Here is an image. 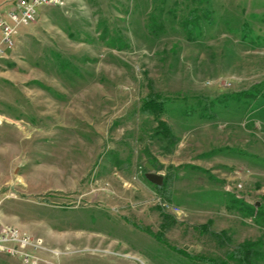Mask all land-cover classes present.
<instances>
[{
  "label": "rangeland",
  "instance_id": "374dc122",
  "mask_svg": "<svg viewBox=\"0 0 264 264\" xmlns=\"http://www.w3.org/2000/svg\"><path fill=\"white\" fill-rule=\"evenodd\" d=\"M12 2L0 0L1 16ZM194 5L215 14L191 38L177 20L148 29L157 7ZM263 82L264 0L39 9L0 56V223L56 250L39 254L51 264H213L247 241L257 243L250 264H264V99L235 98ZM150 83L169 99L172 154L140 111ZM209 101L213 117L200 118ZM153 157L157 174L173 175L171 201L146 178ZM160 208L177 219L166 232Z\"/></svg>",
  "mask_w": 264,
  "mask_h": 264
},
{
  "label": "trees",
  "instance_id": "16d2710c",
  "mask_svg": "<svg viewBox=\"0 0 264 264\" xmlns=\"http://www.w3.org/2000/svg\"><path fill=\"white\" fill-rule=\"evenodd\" d=\"M166 0H162L163 3H165ZM187 2H183V5H185ZM195 3V2H194ZM197 3V1H196ZM189 7V6H188ZM183 10V9H182ZM180 10L179 14L175 10H169L167 13H165L164 6L157 7L154 12L150 14L149 17V24L148 29L152 32H158L159 28H164L165 20L170 19L173 21L172 25L174 26V23L179 21L180 26H182L183 31L187 32L188 36L190 38L193 36L194 30L197 29V26H199L200 19H205L208 23H211L213 21V16L215 14L214 10L211 9H202L201 6L194 5L191 9L189 7V12L185 13V11ZM201 13V15L199 14ZM177 20V21H176ZM245 25V23L243 24ZM246 28V25H245ZM114 34L117 35L118 32H113L111 38L109 39V42H111V47L118 48L119 50H122V45L125 44L123 42H120L118 40V43L113 42ZM108 41V39L106 40ZM128 46V45H127ZM149 93L142 99V104L140 107V111L145 116H153L157 122V126L154 128L152 138L157 139L159 143L164 145L163 150L168 153L172 154L175 151L176 146L179 143L178 137L175 135L173 128L171 125L164 120V116L168 113L167 110V103L168 98L164 97L161 93L157 92L154 88V85L152 83L149 84ZM254 91H243L242 93L236 94V99L241 100L248 98L250 95L253 100V102L257 101V99L260 97V99H264V82L261 83V85H256L253 89ZM171 104V103H170ZM215 106V103L213 101H209L207 104V114H201V117H213V108ZM192 110V109H191ZM157 160L153 157L150 159V164L156 168ZM173 175L168 173L164 177V184L163 186H156L158 193L165 201H171L173 198ZM256 216L261 219L262 222H264V205L262 203V206L260 208L256 209ZM160 216H161V229L163 232L168 231L172 225L177 223V219L174 215L168 214L164 209L160 208ZM200 229L203 230L205 233L211 234L213 237L217 238L221 243H225L228 241V237L225 232L216 233L209 229L208 225L202 226ZM159 233L160 235H155L151 232L150 235H152L155 238H160L164 236V233ZM257 245V243L252 241H247L239 246L235 247L233 250H230L227 252L228 260L234 261L238 264H250L252 258L256 257L257 251L254 250V246ZM228 260H222V259H216L213 261V264H229ZM211 262V261H210Z\"/></svg>",
  "mask_w": 264,
  "mask_h": 264
},
{
  "label": "built area",
  "instance_id": "2783aa9c",
  "mask_svg": "<svg viewBox=\"0 0 264 264\" xmlns=\"http://www.w3.org/2000/svg\"><path fill=\"white\" fill-rule=\"evenodd\" d=\"M64 0H17L7 13V19L0 16V56L15 45V36L20 27L32 25L39 9L47 6H62ZM56 250L47 248L41 238H33L16 227L0 224V259L16 258L23 264H51L39 254Z\"/></svg>",
  "mask_w": 264,
  "mask_h": 264
},
{
  "label": "water",
  "instance_id": "95a60500",
  "mask_svg": "<svg viewBox=\"0 0 264 264\" xmlns=\"http://www.w3.org/2000/svg\"><path fill=\"white\" fill-rule=\"evenodd\" d=\"M145 168L148 169V173L146 174L147 180L156 186H163L164 184L163 175L157 174L155 172V168L150 163H146Z\"/></svg>",
  "mask_w": 264,
  "mask_h": 264
},
{
  "label": "crops",
  "instance_id": "0c3cea01",
  "mask_svg": "<svg viewBox=\"0 0 264 264\" xmlns=\"http://www.w3.org/2000/svg\"><path fill=\"white\" fill-rule=\"evenodd\" d=\"M17 2V0H13V2H12V4H11V7L12 6H14V4ZM9 6V5H8ZM10 7V8H11ZM10 8L8 9V11L10 10ZM3 13V12H2ZM2 14H1V11H0V16H1ZM6 16V17H5ZM5 16H4V18H8L7 17V15H6V13H5ZM3 17V16H2ZM1 224V223H0ZM8 226H10V225H8ZM9 261H6L4 258H2V259H0V264H10V263H8Z\"/></svg>",
  "mask_w": 264,
  "mask_h": 264
}]
</instances>
